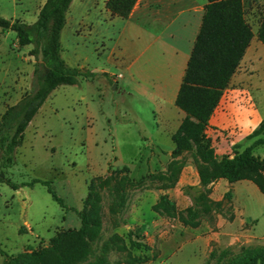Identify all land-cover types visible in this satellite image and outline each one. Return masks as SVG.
<instances>
[{
    "label": "rangeland",
    "instance_id": "rangeland-1",
    "mask_svg": "<svg viewBox=\"0 0 264 264\" xmlns=\"http://www.w3.org/2000/svg\"><path fill=\"white\" fill-rule=\"evenodd\" d=\"M45 1L0 0V17L31 24ZM105 1L72 0L60 37L61 57L86 74L78 76L75 84L60 85L49 94L27 125L12 164L2 169L5 178L20 187L14 190L0 182V264L6 255L47 246L58 231L78 229L77 212L90 183L100 196L102 218V232L94 247L113 234L121 239L108 253V264H220L238 254L241 247L264 246L263 194L246 197L253 217L248 228L256 239L227 248L226 258L220 262L219 250L214 258L209 260L208 255L205 259L183 239L179 250L163 249L156 240L153 250L131 246L129 232L134 230L126 226L131 199L135 192H142L137 189L153 187L157 181L173 185L176 181L167 177L168 172L159 176L149 170L154 162L148 160L153 152L164 153L173 146L170 134L177 124H168L163 112L179 110L168 98L180 83L182 60L171 53L157 54L152 48L130 49L128 29L120 36L124 19L113 17ZM197 1L203 13L207 0ZM242 2L245 19L256 33L264 0ZM187 46L185 40L181 50L186 52ZM31 50L32 45L18 46L14 31L0 30V116L32 89L40 55H31ZM260 57L264 62V54ZM159 76L162 87L166 86L161 100L151 97ZM260 78L252 83L259 86L256 95L264 116V78ZM259 137L264 138V133ZM187 146L181 154L193 159L194 144L190 141ZM172 170L178 171L174 166ZM32 180L38 182L29 185ZM43 181L50 183L65 208L53 200ZM115 182L124 188L121 207L111 191ZM222 204L227 218V196ZM134 232L149 246L143 234ZM131 239L138 240L134 235Z\"/></svg>",
    "mask_w": 264,
    "mask_h": 264
},
{
    "label": "trees",
    "instance_id": "trees-1",
    "mask_svg": "<svg viewBox=\"0 0 264 264\" xmlns=\"http://www.w3.org/2000/svg\"><path fill=\"white\" fill-rule=\"evenodd\" d=\"M71 2L46 0L31 24L0 17L1 31H14L18 46L32 45L30 54L40 55V62L35 64L33 70L32 89L16 104L7 107L0 116V182L14 190L20 186L5 178L2 169L12 164L14 150L22 143L27 125L55 88L75 84L78 76L86 74L79 68L68 66L61 57L60 37ZM136 2L106 0L105 7L112 16L127 18ZM252 37L253 31L245 19L242 0H207L174 102L185 115L171 138L173 157L188 149V142L194 144L193 160L203 188L195 197V204L203 206L204 211L221 208V202H209L206 197L209 192L207 186L221 178L229 183L250 181L264 194V158L253 154L255 147L264 145V138L259 137L264 133V119L248 136L250 139L258 138L241 151H234L231 157L223 155L218 159L211 139L205 133L209 118ZM256 37L264 45V14ZM172 166L180 170L177 163L171 162L167 175L170 179L177 178L178 174V171L173 173ZM36 182L38 180H32L29 185ZM41 183L46 185L53 200L65 208L63 200L52 190L50 183ZM172 185L162 184L163 187ZM111 191L117 198V206L121 207L125 200L122 184L115 182ZM229 195V192L225 194L227 197ZM100 209V196L94 184L90 183L83 207L77 212L80 220L78 229L58 231L49 238L47 246L30 248L17 255H6L1 264H108V253L121 239L119 235L113 234L97 249L94 247L102 232ZM153 210L177 217L184 225H197L198 210L190 206L179 211L166 196L158 199ZM132 235L138 240L131 239ZM141 238L140 234L129 232L131 246L151 249ZM216 251L209 253V260L215 257ZM227 253V250H220L217 262L226 258ZM263 263L264 246H256L241 247L238 254L220 264Z\"/></svg>",
    "mask_w": 264,
    "mask_h": 264
},
{
    "label": "crops",
    "instance_id": "crops-1",
    "mask_svg": "<svg viewBox=\"0 0 264 264\" xmlns=\"http://www.w3.org/2000/svg\"><path fill=\"white\" fill-rule=\"evenodd\" d=\"M201 10L200 2L197 0H137L128 17L122 18L124 26L120 36L128 29L130 49L152 48L157 54L166 52L171 53L173 58H180L182 73H184L199 29ZM185 40L188 46L187 51L183 52L181 47ZM260 54H264V45L253 32L250 44L211 114L205 131L207 137L211 139L217 158L223 155L231 157L234 151H241L251 145L254 139L248 136L264 119L256 95L259 86L252 83L253 80H260V77L264 78V62ZM134 62L135 59L128 64L129 70ZM159 78L151 93L152 99H157V97L160 100L163 99V88L166 86L162 87L160 83L162 78L161 76ZM235 79L239 82L236 83ZM179 85L170 94L169 103L175 102ZM184 115L180 109L175 113L164 110L163 119L168 124L176 122L175 132ZM174 132L170 134V139ZM261 147V145L255 147L254 155L264 158V148ZM173 148L174 145L164 153L153 152L148 162H154V167L149 170L161 175H167L171 162L177 163L180 170L175 184L163 187L157 181L154 182L153 187L138 188L137 190L142 192H135L131 199L128 212L129 224L126 227L143 234L151 250L154 248L155 240L163 249L179 250L180 240L183 239L192 244L195 254H203L205 259L213 250H226L256 239L252 228H248L253 217L248 213L249 199L246 197L248 194L260 196L263 193L250 181L240 180L229 183L221 178L207 186L209 192L206 197L209 202L222 203L225 194L229 192L230 196L227 197L226 206L227 218L224 215L223 204L218 210L209 208L204 211L203 206L195 204V197L203 191V188L199 183L194 160L185 157L184 153L173 157ZM189 189L193 193L190 194ZM161 196H166L179 211H184L190 206L198 210L197 225H184L177 217L154 211L153 205Z\"/></svg>",
    "mask_w": 264,
    "mask_h": 264
}]
</instances>
